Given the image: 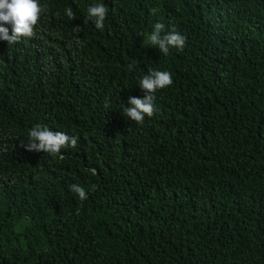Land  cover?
Returning <instances> with one entry per match:
<instances>
[{"label":"trees","instance_id":"obj_1","mask_svg":"<svg viewBox=\"0 0 264 264\" xmlns=\"http://www.w3.org/2000/svg\"><path fill=\"white\" fill-rule=\"evenodd\" d=\"M39 3L33 37L0 39V264H264V0ZM157 22L183 50L148 43ZM150 70L173 84L138 124ZM36 125L77 145L28 152Z\"/></svg>","mask_w":264,"mask_h":264},{"label":"clouds","instance_id":"obj_2","mask_svg":"<svg viewBox=\"0 0 264 264\" xmlns=\"http://www.w3.org/2000/svg\"><path fill=\"white\" fill-rule=\"evenodd\" d=\"M47 11L46 6H41L39 0H0V24L11 25V35L5 27H0V39L8 42L9 45L19 42L22 37H33L35 28L43 13ZM155 12V10H153ZM108 8L102 4H93L87 9L88 19L95 28L103 29ZM66 15L72 19L74 13L69 7ZM79 30V26H77ZM148 43L164 55L169 54L171 48L183 50L186 44V37L180 34L174 27L166 29L165 24L155 23L153 31L148 36ZM136 61L129 64L128 70L132 71ZM173 84L172 75L169 71L150 70L139 80V88L144 92L143 98L129 97L128 107H123V116L136 123H142L145 117H152L156 111V96L158 90H163ZM78 139L69 136L61 131H52L43 125H36L28 130L27 142H20V147L28 152L44 153L51 157L65 159L61 149L66 146L75 147ZM93 175L95 169L90 170ZM70 191L78 194L81 201L87 198L86 190L78 184H71ZM95 190V185L92 186Z\"/></svg>","mask_w":264,"mask_h":264}]
</instances>
